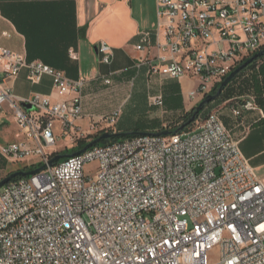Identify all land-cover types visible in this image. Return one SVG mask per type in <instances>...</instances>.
Segmentation results:
<instances>
[{
  "label": "built area",
  "instance_id": "built-area-1",
  "mask_svg": "<svg viewBox=\"0 0 264 264\" xmlns=\"http://www.w3.org/2000/svg\"><path fill=\"white\" fill-rule=\"evenodd\" d=\"M138 37L148 76L192 81L187 98L195 107L238 63L264 50V0H157L155 29ZM98 54L103 64L113 63L105 41ZM70 55L78 58L73 49ZM23 69L33 84L51 77L58 98L16 96L11 81ZM83 87V80L0 46V109L14 106L19 129L0 154L47 164L57 127L64 137H78ZM65 96L71 97L59 99ZM150 102L163 106L162 94ZM255 110L264 116L248 96L233 113ZM120 113L96 123L112 126ZM156 133L96 144L2 186L0 264H264V176L218 111L191 132ZM94 160L98 168L87 174Z\"/></svg>",
  "mask_w": 264,
  "mask_h": 264
},
{
  "label": "crops",
  "instance_id": "crops-1",
  "mask_svg": "<svg viewBox=\"0 0 264 264\" xmlns=\"http://www.w3.org/2000/svg\"><path fill=\"white\" fill-rule=\"evenodd\" d=\"M156 22L157 0H0V46L25 54L29 61H42L72 80H83L84 113L78 121V138H93L101 131L119 133L137 129V124L121 123L124 107L131 98L129 88L140 86L146 89L150 107L149 97L165 91L167 84L161 80L164 77L152 75L149 79L148 67L141 63L146 52L136 49L139 32H152ZM3 32L9 36L3 35ZM101 41L112 47L114 60L111 65L99 60L98 45ZM72 49L77 52V59L71 57ZM131 71L136 74L124 76ZM105 79L111 82L106 83ZM176 82L180 86L181 97L176 115H180L191 107L187 95L193 83L188 79ZM11 85L13 93L19 97L40 93L58 98L51 77L45 76L40 83L33 84L28 79L27 69L21 70ZM165 98L170 100L172 96L169 94ZM247 98L248 95L244 93L226 91L208 107L218 111L240 140L243 154L256 172L264 176V116L258 110L245 111L238 117L233 113V108L240 107ZM20 106L31 108L23 104ZM102 107H107V115L121 108L114 125L96 123L99 117L106 115L99 112L104 110ZM162 116L156 111L154 117L149 119L151 131H161L172 123L164 122ZM18 130L15 108L11 103H6L0 109V137L5 139V144L15 142L18 140ZM56 131L61 146L59 152L72 148L73 139L60 135L59 127ZM4 143L0 142V145ZM27 164L30 162L22 161L17 165V162L0 154V180L29 167Z\"/></svg>",
  "mask_w": 264,
  "mask_h": 264
},
{
  "label": "rangeland",
  "instance_id": "rangeland-1",
  "mask_svg": "<svg viewBox=\"0 0 264 264\" xmlns=\"http://www.w3.org/2000/svg\"><path fill=\"white\" fill-rule=\"evenodd\" d=\"M264 60V58L262 59ZM259 63L257 65V68H248L246 69L243 74L236 80V82L233 84V88L232 90H229V92H239V93H244L248 96H253L256 98V93L254 92V90L252 88L246 89L244 88V81L248 80L251 77V74L254 72H258L259 71ZM136 74V72H129V73H125L124 76H132ZM156 76V75H154ZM117 78V77H114ZM143 78V77H142ZM144 79V78H143ZM150 79V77H149ZM162 83L163 84H167L164 88L165 91H161L160 93H162L163 99H164V105L163 106H158V105H154L151 104L150 102V97H149V102L151 104V107L148 105V95H147V90L143 89L140 86L137 87H131L129 88V92L131 93V98L130 101L128 102V104L124 107V113H123V118H121V123L122 124H131V125H138L137 129H134L133 131H124V132H119V133H139V132H144V133H154V131H151L149 129L148 124L151 123V120H149L151 117H154V114L156 113V111L160 114H163L162 119L164 122H172V125H175L176 123H179L181 121H187L190 117H191V113L194 110V108L196 107H189L187 111H184L183 113H181L180 115H176L178 114V106L181 102V97L180 95V86L179 84L176 82V80H169V78H161ZM159 93V94H160ZM171 95L172 98L170 100H168L167 98H165V96L167 95ZM158 95V94H157ZM154 97V96H152ZM257 99V98H256ZM104 108V110H101L99 112L106 114L107 115V111L106 108L107 107H102ZM213 111V107H206L205 110L200 114V116H198V119L196 121H194L193 123H191L190 125L186 126L185 128L181 129L179 132L181 133H188L191 132L192 130H194L196 128V126L198 125V122H202L205 117L207 116V114H209L210 112ZM152 114V115H151ZM111 115V114H110ZM161 118H159L158 121H160ZM117 122V120L115 121V123ZM114 123V124H115ZM160 124V122H159ZM57 130V129H56ZM116 133V132H114ZM126 138H128V136L125 135H121L119 137H117L115 140H112L110 142H115V141H122L125 140ZM79 139H85V137H81V138H74L73 142H72V147L76 146ZM92 138H86V140H91ZM67 140V139H65ZM0 142L4 143L5 139H2L0 137ZM5 144V143H4ZM98 145H105L103 143H101V141L98 143ZM61 149L60 146V140H58L57 146L55 148H53L52 150H49V152L51 153V159L54 158L55 156L54 153H59V150ZM69 150V149H67ZM2 159V158H1ZM35 158L31 157V158H23V159H19L18 161L22 162V161H32ZM4 161V160H3ZM18 161H14L15 163L17 162L20 164V162ZM29 167H26L20 171H30V170H34L37 169L39 167H41L43 165L42 162L37 163V165H33L32 163L27 164ZM98 168V161L94 160L91 162H88L85 165V172L87 174L90 173H94ZM211 258H216L217 257V250H214L213 252H211L210 254Z\"/></svg>",
  "mask_w": 264,
  "mask_h": 264
},
{
  "label": "water",
  "instance_id": "water-1",
  "mask_svg": "<svg viewBox=\"0 0 264 264\" xmlns=\"http://www.w3.org/2000/svg\"><path fill=\"white\" fill-rule=\"evenodd\" d=\"M264 54V50L259 51L258 53L254 54L252 57H250L245 63H243L242 65H240L239 67H237L236 69H234L221 83L220 86L217 90V92L215 94H209L207 95L192 111V115L191 117L185 121L184 123H182V125L180 126V129L185 128L186 126L190 125L191 123H193L196 119V116L203 110V108L211 103L212 101H214L217 97H219L222 93V91L224 90V88L232 82V80L244 69L246 68L249 64H251L252 62H254L255 60H257L258 58H260L262 55ZM28 107H31L30 105H28ZM171 133L170 130H163L160 132H157L156 134L158 135H164L167 136ZM136 135H143V134H147L144 132H139V133H135ZM121 136V133H110V132H105L104 134H102L99 138H96L93 141H90L82 150L76 152V153H70V154H58L56 155L54 158L50 159V161L47 164L42 165L41 167L34 169V170H30V171H17L14 172L12 174H9L8 176H6L5 178H3L2 180H0V188L2 186H4L5 184H7L8 182H10L11 180L15 179L16 177H20V176H30V175H34L35 173L47 168V167H52L55 162L61 160V159H65V158H69L72 157L74 155H79L81 153H83L84 151L88 150L89 148L93 147L94 145L98 144L101 140L103 139H110L112 137H119Z\"/></svg>",
  "mask_w": 264,
  "mask_h": 264
},
{
  "label": "trees",
  "instance_id": "trees-1",
  "mask_svg": "<svg viewBox=\"0 0 264 264\" xmlns=\"http://www.w3.org/2000/svg\"><path fill=\"white\" fill-rule=\"evenodd\" d=\"M264 58V54L260 57V58H258L257 60H255L254 62H252L251 64H249L246 68H244L233 80H232V82L231 83H229L225 88H224V90L222 91V93H221V95L220 96H222L226 91H229V90H232V88H233V84L236 82V80L243 74V72L246 70V69H248V68H257V65H258V63L260 64L259 65V71L258 72H254L253 71V73L251 74V77L248 79V80H245L244 82V88H246V89H249V88H252L253 90H254V92L256 93V100H257V103L261 106V107H263L264 108V60H262ZM249 58H246V59H244L242 62H240V63H238L235 67H234V69H236L237 67H239L240 65H242L243 63H245L247 60H248ZM233 69V70H234ZM232 70V71H233ZM231 71V72H232ZM230 72V73H231ZM229 73V74H230ZM228 74V75H229ZM227 75V76H228ZM219 86H220V84H218L217 86H216V88L212 91V94H215L216 92H217V90H218V88H219ZM219 96V97H220ZM219 97H217L216 99H218ZM210 104V103H209ZM209 104H207L204 108H203V110L196 116V119H195V121L198 119V116H200V114L205 110V108L209 105ZM180 131L181 129H180V126H177V125H174L173 126V128H172V130H171V132L172 133H174V132H176V131ZM106 131H101L100 133H98L96 136H94L90 141H93V140H95L96 138H99L102 134H104ZM110 132V131H109ZM110 133H112V132H110ZM121 135H125V136H128V137H132V136H134V135H136L135 133H122ZM117 137H112V140H115ZM89 140H86V138L85 139H79V141H78V143H77V145L76 146H74V147H72V148H70L69 150H67V151H65V152H63L62 154H70V153H76V152H78V151H80V150H82L89 142H90ZM110 141H111V139H103V140H101V143H103V144H108V143H110ZM59 153L57 152V153H54V155L53 156H56V155H58ZM63 159H61V160H59V161H57V162H55V164H58L60 161H62ZM14 173V172H13ZM10 174H12V173H10ZM16 178H18V177H16ZM15 178V179H16Z\"/></svg>",
  "mask_w": 264,
  "mask_h": 264
}]
</instances>
